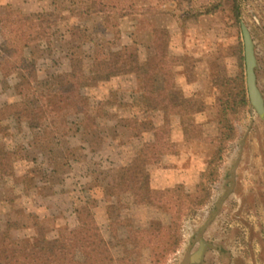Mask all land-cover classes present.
Instances as JSON below:
<instances>
[{"label": "rangeland", "instance_id": "1", "mask_svg": "<svg viewBox=\"0 0 264 264\" xmlns=\"http://www.w3.org/2000/svg\"><path fill=\"white\" fill-rule=\"evenodd\" d=\"M80 1L0 0V11L9 7L23 16H40L38 79L52 86L79 82L98 126L93 137L69 141L67 147L74 150L67 155L69 168L61 169L54 182L40 179L39 162L43 161L38 151L37 162H17V179L0 184V197L14 199L9 206H0V236L8 227L15 240L41 248L38 253L50 264L58 251L53 242L66 229L75 228L74 211L89 205L113 257L111 264H155V247L163 249L158 264H190L201 240L205 248L200 264H264V120L250 104L234 121L235 138L224 146L217 176L205 179L208 201L187 215L182 212L179 232L171 227L169 211L160 201L133 203L140 172L136 171L130 187L116 186L118 171L141 154L139 142L153 138L150 124L166 121L170 137L159 141L160 160L150 169V188H181L174 197L183 199L200 195L199 177L220 133L214 103L222 97L223 88L214 86L213 80L241 76L246 84L241 24L253 44L256 85L264 102V0H123L127 6L150 7L153 13L119 20L115 26L113 21L110 27L100 14L73 15ZM154 27L167 28L169 40L153 45L146 33ZM78 45L82 75L73 74L69 65ZM110 51L124 54L141 68L153 53L178 58L172 66L175 90L170 93V108L149 113L133 76L95 74L93 60ZM24 84L17 74L0 76V109L19 101L17 90ZM128 118H136L140 128H120L119 122ZM26 126L15 135V142L23 147L39 134ZM191 126L199 127L187 130ZM93 180L103 182V191ZM190 202L186 198L180 211ZM116 219L129 220V226L115 224ZM83 249L71 257L82 259Z\"/></svg>", "mask_w": 264, "mask_h": 264}, {"label": "trees", "instance_id": "2", "mask_svg": "<svg viewBox=\"0 0 264 264\" xmlns=\"http://www.w3.org/2000/svg\"><path fill=\"white\" fill-rule=\"evenodd\" d=\"M80 5V8L72 13L73 15L89 18L100 14L106 27H110L113 21L115 26L119 20L144 17L153 13L150 7L140 9L131 4L127 6L123 0H81ZM212 9L210 13L216 11V8ZM1 11L0 76L8 78L17 74L25 84L17 90L19 101L0 109V184H7L10 180L17 179L15 173L17 162H37L36 151L43 161L39 162L42 167L39 166L40 179L54 182L61 169L66 171L65 169L69 168L67 155L74 152L67 147L69 141L77 137L90 138L96 135V131L98 132L96 116L91 111L88 99L82 95L79 82L52 86L38 79L36 60L39 58L38 48L43 39L40 16H23L9 7ZM233 13L236 21H239L240 12L235 3ZM117 34L119 35L118 31ZM134 35L136 36L137 33ZM146 35L152 40L153 45L157 46L161 42L168 41L170 37L167 28L163 27H154ZM80 51V45L76 46L69 59L70 70L76 75H82L84 72ZM177 59L153 53L147 55L145 64L141 68L134 66L124 54L110 51L106 57L93 60L92 69L95 74L106 75L108 78L133 76L140 83L146 110L157 114L167 111L171 106L170 93L175 90L172 66H175ZM213 85L223 88L222 97L214 103L220 133L218 145L208 160L205 172L199 177V196L194 198L185 196V199L188 198L191 202L180 211L185 199L174 195L182 192L181 188L167 190L150 188V169L160 160L159 141L170 137V124L166 121L157 126L150 124L153 138L139 142L141 154L131 158L117 173L116 186L128 188L136 171L140 172L138 188L132 192L133 203L143 206L148 202L160 201L167 207L171 227L177 232H179L182 212L187 211V215L194 209L201 208L208 201L209 192L205 189V179H215L217 176L224 146L235 138L234 121L239 119L240 113L249 106L247 86L243 77L215 78ZM24 126L28 131L35 129L39 132L38 137L35 134L32 143L26 147L19 146L22 144H17L15 138L16 133H22ZM119 127L124 130H135L140 128V122L136 118L122 119ZM198 127L191 126L187 130H195ZM47 175H50L52 180H49ZM24 179L28 180L26 176ZM102 183L93 180L94 186L101 191H103ZM109 193L111 195V191ZM13 200L9 197L1 198L0 206H9ZM74 215L75 228L66 229L61 238L53 242V245L58 247V251L54 253L50 264H111L113 257L104 242L91 207L80 206L74 211ZM114 221L117 225L125 223L126 227L129 226V220ZM82 247L84 248L81 253L82 259L76 260L71 257ZM40 250L41 248L35 246L30 248L24 242L15 240L8 227L1 232L0 264H49V261L38 253ZM163 257V249L160 248L158 251L155 247L153 255L155 264H158Z\"/></svg>", "mask_w": 264, "mask_h": 264}, {"label": "water", "instance_id": "3", "mask_svg": "<svg viewBox=\"0 0 264 264\" xmlns=\"http://www.w3.org/2000/svg\"><path fill=\"white\" fill-rule=\"evenodd\" d=\"M241 31L243 34V42H244L246 86H247L249 104L258 114V116L264 120V102L256 85V77H255L256 58L254 55L253 44L249 32L243 24H241ZM204 247H205L204 243L201 242L200 249L197 251V253L194 256L191 257L190 264H200Z\"/></svg>", "mask_w": 264, "mask_h": 264}, {"label": "flooded vegetation", "instance_id": "4", "mask_svg": "<svg viewBox=\"0 0 264 264\" xmlns=\"http://www.w3.org/2000/svg\"><path fill=\"white\" fill-rule=\"evenodd\" d=\"M201 242H203V243H204V245H205V242H204L203 240H201V241H200V246H201ZM204 248H205V247H204ZM199 249H200V248H199ZM203 251H204V250H203ZM202 254H203V253H202Z\"/></svg>", "mask_w": 264, "mask_h": 264}]
</instances>
